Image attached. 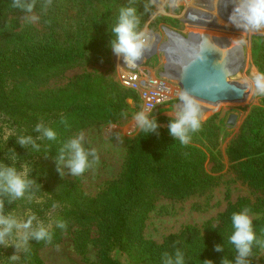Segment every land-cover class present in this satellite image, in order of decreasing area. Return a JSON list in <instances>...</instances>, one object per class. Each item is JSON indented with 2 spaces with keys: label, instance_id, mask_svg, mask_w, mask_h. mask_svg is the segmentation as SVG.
Segmentation results:
<instances>
[{
  "label": "rangeland",
  "instance_id": "374dc122",
  "mask_svg": "<svg viewBox=\"0 0 264 264\" xmlns=\"http://www.w3.org/2000/svg\"><path fill=\"white\" fill-rule=\"evenodd\" d=\"M20 3L32 4V10H20L14 6L15 0L0 2V66L3 56L40 42L76 56L52 66L0 67V165L14 167L27 181L24 195L16 198L17 209L4 216L18 221L35 216L31 229L14 228L12 235L6 236L8 246L0 245V264H27L24 261L32 253L43 264H103V216L85 221V212L97 217V202L109 196L110 188H126L129 154L139 145L144 131L134 118L139 112L158 125L151 146L145 149L147 157L140 155L138 162L141 183L146 187L145 239L161 244L187 226L196 227L201 236L210 235L221 225L227 208L242 201V210L247 208L252 220L264 216V152L239 159L230 153L231 147L253 148L248 122L254 111L264 110V96L255 94L251 80L252 72H264V27L245 30L238 26L242 23L239 16L234 22V8L240 0ZM128 7L135 9L137 32L154 31L166 40L165 28H169L186 39L216 38L228 48L238 45L243 49V67L229 80L246 87L245 98L214 102L215 107L208 108L206 100L190 95L200 102L201 126L189 130L187 144L169 130L182 107L179 98L148 111L140 95L117 79L112 28L118 23L120 10ZM148 64L157 66L159 57L153 56ZM38 124L53 129L55 139L37 131ZM81 135L89 167L74 176L67 166L71 157L67 145ZM21 137H31V142L21 145ZM62 154L64 159L60 160ZM60 222L66 227H59ZM41 224L51 233L52 242L30 238L23 245L20 237ZM255 234L257 250L246 259L248 264H264V233ZM18 242L22 244L19 249L15 246ZM13 254L17 260L10 259ZM133 255L111 251L122 264H130ZM236 256L228 261L235 264Z\"/></svg>",
  "mask_w": 264,
  "mask_h": 264
},
{
  "label": "trees",
  "instance_id": "16d2710c",
  "mask_svg": "<svg viewBox=\"0 0 264 264\" xmlns=\"http://www.w3.org/2000/svg\"><path fill=\"white\" fill-rule=\"evenodd\" d=\"M7 1L9 0H0L3 3ZM24 5L26 6V3ZM19 8L25 10L24 7ZM22 49L14 50L3 56L0 67L16 70L52 66L61 62L64 58L76 56L75 53L58 50L48 42H40L30 48ZM263 125L264 110L254 111L248 122V127L252 132L255 145L252 149L231 147L230 153L234 159L248 157L253 152L256 154L264 152ZM153 137H155L153 131L144 130L139 145L133 150L131 149L126 188L120 189L116 185L112 186L109 196L97 202L100 204V209L97 211L98 216L96 217L93 212L86 211V220L82 218L89 221L94 217L99 220L103 216L101 222L105 226L101 242V262L103 264H122L118 259L111 256V251L114 249L128 255L134 254L130 264H166L169 257L172 258L173 264H175L177 253L182 255L184 264H205V261H211L212 264H222L225 259L234 260L237 252L235 246L229 242V237L234 231L231 216L234 212L242 211L245 201L230 205L221 216V225L210 235L201 236L196 227L187 226L180 233L167 236L161 244L143 237L146 187L141 183V171L138 162L140 155L147 157L148 154L145 149L147 146H151L149 144ZM143 148L144 150L141 151ZM170 175L176 177L178 174L172 173ZM0 202L3 203V208L0 209L2 215H11L17 209L18 199L16 200L10 193L2 189H0ZM262 202L264 203V200ZM43 207H45V204ZM252 223L254 232L264 233V216L252 220ZM83 225H87V222H84ZM13 231L7 236L10 237ZM257 241L256 237V241L252 245V251L257 250ZM217 245H220V251L215 250ZM0 250H3V248L0 247ZM24 262L27 264H43L36 253H32Z\"/></svg>",
  "mask_w": 264,
  "mask_h": 264
},
{
  "label": "clouds",
  "instance_id": "9594fccd",
  "mask_svg": "<svg viewBox=\"0 0 264 264\" xmlns=\"http://www.w3.org/2000/svg\"><path fill=\"white\" fill-rule=\"evenodd\" d=\"M14 6L26 7L27 11H31L33 5H22L20 0H15ZM236 16L242 23L238 26L245 30H259L264 27V0H240V3L234 8L233 20L235 22ZM138 19L135 9L128 7L120 10L118 23H116L112 31L116 39L112 42V47L117 55H123L124 59L133 64L140 56L144 49L145 43L142 32L136 31ZM252 84L255 88V94L264 96V72L254 71L251 73ZM247 83V82H245ZM179 99L182 101V107L176 112L175 119L169 124L170 133L178 138L182 144L189 142L188 132L196 131L200 128V109L196 100L185 92L179 94ZM139 127L145 131H154L157 128V123L150 120L145 112H139L134 117ZM37 131H43L44 137L49 140L55 139L56 133L51 128H44L38 124ZM83 136L73 138L68 143L67 147L71 151V157L67 160V166L70 168L74 176L82 175L89 167L88 153L81 144ZM31 142V137H21L19 143L27 145ZM95 150H93L94 152ZM63 154L60 160H63ZM27 186V181L24 175L17 173L14 167H5L0 165V189L10 193L13 198H20L24 195ZM3 208V203L0 202V209ZM249 210L245 208L242 211L234 212L231 216V224L234 229L229 237V242L235 246L237 256L235 264H248L247 257L252 254V245L256 241V234L253 230L252 217L248 214ZM35 216H30L25 221H18L11 216H4L0 214V244L8 246L6 236L12 232L13 228L28 230L32 228V221ZM59 227L64 228L66 224L60 222ZM30 238L36 240H46L48 243L52 242V235L48 229L41 224L29 234L25 232L20 239L23 245H26ZM16 248L22 247L21 243H16ZM220 251V245L215 248ZM11 260H17L18 256L13 254ZM166 264H173V260L169 257ZM175 264H184L183 257L177 253ZM205 264H212L211 261H205ZM222 264H231L227 259L222 261Z\"/></svg>",
  "mask_w": 264,
  "mask_h": 264
},
{
  "label": "water",
  "instance_id": "95a60500",
  "mask_svg": "<svg viewBox=\"0 0 264 264\" xmlns=\"http://www.w3.org/2000/svg\"><path fill=\"white\" fill-rule=\"evenodd\" d=\"M242 55L243 49L235 56L233 51L218 52L207 42L199 41L187 49L178 47L173 62L183 91L188 95L216 103L237 101L245 98L246 87L229 78L240 70L235 62L237 58L241 61ZM229 122H234V115Z\"/></svg>",
  "mask_w": 264,
  "mask_h": 264
},
{
  "label": "built area",
  "instance_id": "2783aa9c",
  "mask_svg": "<svg viewBox=\"0 0 264 264\" xmlns=\"http://www.w3.org/2000/svg\"><path fill=\"white\" fill-rule=\"evenodd\" d=\"M173 33L177 32L165 28L167 39L164 40V37L157 32H145L142 55L133 64H129L123 55L117 57L118 81L123 86L136 91L148 111L174 101L179 98L181 92H184L177 67L173 62L177 49L171 44ZM161 44L164 45L163 50L157 52ZM153 56L159 57V64L155 67L148 64Z\"/></svg>",
  "mask_w": 264,
  "mask_h": 264
},
{
  "label": "bare ground",
  "instance_id": "6f19581e",
  "mask_svg": "<svg viewBox=\"0 0 264 264\" xmlns=\"http://www.w3.org/2000/svg\"><path fill=\"white\" fill-rule=\"evenodd\" d=\"M172 35V34H171ZM177 35V36H176ZM173 37H174V40H173V38H172V41H171V43H172V45H174L177 49H178V47H182L183 49L185 48V49H187V47L188 46H190V44H192V43H195V42H199V40L198 41H196L195 39H194V37H190V38H183V37H181L180 35H178V34H173L172 35ZM176 38V39H175ZM204 42H207L209 45H210V47H212L213 49H217V51L218 52H222V53H224V52H235V56H236V54L237 53H239L242 49L238 46V45H233V47H230V48H228L222 41H220L219 39H216V38H211V39H209V40H203ZM202 41V42H203ZM201 42V41H200ZM163 47H164V45L161 47V49L163 50ZM240 58V57H239ZM238 59V58H237ZM236 59V62H235V64H236V66H238V67H241L242 66V62H243V59L240 61V59H238L237 60ZM205 102V101H204ZM198 103V105L200 104V102H197ZM207 107L208 108H214L215 107V104H214V102H211V101H207Z\"/></svg>",
  "mask_w": 264,
  "mask_h": 264
}]
</instances>
